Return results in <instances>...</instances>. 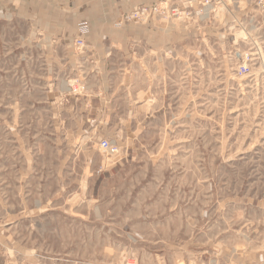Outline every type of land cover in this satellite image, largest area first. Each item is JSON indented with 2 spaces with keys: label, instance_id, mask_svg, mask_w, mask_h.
Instances as JSON below:
<instances>
[{
  "label": "rangeland",
  "instance_id": "1",
  "mask_svg": "<svg viewBox=\"0 0 264 264\" xmlns=\"http://www.w3.org/2000/svg\"><path fill=\"white\" fill-rule=\"evenodd\" d=\"M241 1L247 12L233 2L214 26L175 24L179 45L155 78L146 20L132 17L146 0L102 15L103 36L132 46L116 60L115 109L96 126L87 111L63 108L77 96L58 91L64 65L50 64L54 53L21 40L33 10L65 4L26 0L31 14L19 23L9 0L10 19L0 21V264H193L195 234L211 229L217 242L232 232L247 244L244 231L264 247V13ZM73 18L71 31L49 24L41 37L74 43L86 22L87 44L100 22L79 10ZM101 139L119 155L107 156Z\"/></svg>",
  "mask_w": 264,
  "mask_h": 264
},
{
  "label": "crops",
  "instance_id": "2",
  "mask_svg": "<svg viewBox=\"0 0 264 264\" xmlns=\"http://www.w3.org/2000/svg\"><path fill=\"white\" fill-rule=\"evenodd\" d=\"M149 1L150 0H146L147 3ZM151 1L160 3L163 0ZM13 3L16 5L13 6V8H15V13L12 14L13 19L16 17L19 23L20 21L26 22L27 16L31 14L29 13L27 15L25 8L26 0H13ZM62 3L65 5L57 6L54 9L50 7L46 8L45 6V8L41 7L33 10L35 12L31 18L33 24L30 25L31 32L29 34L31 37L26 38L25 35L21 40L24 45L30 44L32 46L43 47L46 48L48 52L51 51V54L52 52L54 53V60H51L50 64L52 65L55 60H58L56 63L59 62L64 65L62 66V71L56 75V79L60 80V85L57 83L58 91L68 90L70 94L77 96L71 98L75 103L64 105L63 108H65L68 113H72L74 117H76L79 110H85L87 111L86 114H91V118H88V121L92 122L93 120L96 126H100L106 122L107 119L105 118L107 113L115 109V96L118 92L115 82V78H117V74H115L117 70L116 65L118 64L116 60L119 59L121 53H125L123 51L128 50L127 47L132 46L131 43L129 44V40L119 42L106 39L105 36H103L105 25L101 23V16L112 13L120 14L122 0H65V2L60 0V4ZM135 3L136 0H130L131 8H135ZM51 5H54L53 2ZM55 5H57V3H55ZM110 8L114 10L109 12ZM77 10H79L81 17H85L83 18L84 20L92 21L93 17L95 19L94 21L100 22V26L91 32L87 38L85 49H77L74 43L67 39L41 37L43 30L51 29V25L53 27H58L64 24L66 28L71 31L75 20L73 18L74 13ZM10 15L9 0H0V21H9ZM46 22H48V24ZM167 26L168 22L164 20L162 15H159L157 18H152L151 20L147 19L145 23V46L148 48L147 53L151 56L150 58L153 65L151 67L148 66V71L149 76L152 78L159 77V75L160 77L163 76V70H157L159 67H162L161 63L163 65V61L167 55V48L179 45L178 42L170 41V35L166 32ZM57 47L64 48L62 55L59 51L55 50ZM132 53L131 50L130 57H132ZM129 63L133 62L129 61ZM76 80L87 86L85 92L81 94H74L71 92L70 84ZM146 92L147 104H150L148 99V96H150L149 87ZM151 96H153L152 93ZM80 101H82V103ZM152 110H154V108H152ZM77 118L79 119L78 121H76V119L72 120L75 126L78 125V127L81 128L86 124L83 115L80 116L79 114ZM58 123L60 126L69 125L66 122H63V125L60 124L59 121H55V125H58ZM90 125L93 126L92 124ZM78 133L79 132L73 129V131H68V136L72 140H76ZM208 219H211V222L212 216H209ZM262 222L264 223V218ZM210 228H212V226ZM199 235V239L198 234H195L194 237V250H192L193 258L191 261L193 264H220L221 262H225L226 264H264V247H261L262 244L257 243L250 246V243L255 242V238H251L247 233H244V231H242V233L237 232V235L239 238L245 240L247 244L240 243L238 239L235 240L232 232L229 234L226 233V243L215 241V237L212 236V229L208 236L206 233L204 237H202V234Z\"/></svg>",
  "mask_w": 264,
  "mask_h": 264
},
{
  "label": "built area",
  "instance_id": "3",
  "mask_svg": "<svg viewBox=\"0 0 264 264\" xmlns=\"http://www.w3.org/2000/svg\"><path fill=\"white\" fill-rule=\"evenodd\" d=\"M251 1H253L254 6L260 11V13H264V0ZM233 2L235 5L238 4L236 6L239 11L247 12L248 8L247 6H241L243 2L241 0H163L160 3L157 1L152 2L150 0L144 7L134 10L132 17L138 20H151L152 18H157L159 15H162L164 20L168 22L166 32L170 35L171 28L175 24L178 25L179 23L185 25L187 20L196 23V27L202 25L214 26L215 23L212 24V20H215V16L219 12H224L230 15L234 13L235 6ZM219 24H224L223 29L229 28L228 30H231L226 23L219 22ZM79 31L80 35L74 41V45L79 49H85L87 44L84 37L90 32L89 25L86 24V22H83ZM241 71L242 73L247 72L248 66L246 64L241 65ZM70 87L72 93L81 94L86 91L87 86L76 80L70 84ZM99 147L107 156L116 157L120 153V147L118 144L109 139H101L99 141Z\"/></svg>",
  "mask_w": 264,
  "mask_h": 264
}]
</instances>
